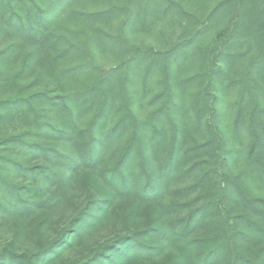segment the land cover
<instances>
[{"label":"trees","instance_id":"obj_1","mask_svg":"<svg viewBox=\"0 0 264 264\" xmlns=\"http://www.w3.org/2000/svg\"><path fill=\"white\" fill-rule=\"evenodd\" d=\"M0 14L23 36L49 45L62 87L56 97L48 91L0 97V123L31 110L37 128L28 133L39 136L47 123L35 102L58 98L65 125L55 131L74 137L72 152H52L53 166L14 161L22 182L0 172L12 199L1 198L0 210L21 216L55 209L69 197V175H76L74 185L82 183L81 170L96 171L112 192L89 202L49 241L23 249L6 243L0 264H264V200L227 174V141L218 122V90L236 89L232 139L243 138L247 123L251 143L243 163L250 186L264 191V0H0ZM173 18L185 23V34L168 46L130 42L134 24L147 28ZM205 37L203 49L198 44ZM101 48L118 53L120 62L103 67L95 54ZM188 59L197 69L173 81L172 65ZM141 63L145 81L154 68L161 71L144 118L130 89ZM116 82L117 94L110 87ZM84 113L89 118L79 128ZM26 139L0 133V171ZM235 196L254 212L235 211ZM112 225L117 229L108 238Z\"/></svg>","mask_w":264,"mask_h":264},{"label":"rangeland","instance_id":"obj_2","mask_svg":"<svg viewBox=\"0 0 264 264\" xmlns=\"http://www.w3.org/2000/svg\"><path fill=\"white\" fill-rule=\"evenodd\" d=\"M184 24V22H179L174 18L165 21L159 20L157 23L152 22L147 28H140L134 24L129 28L130 36L128 37L131 43L161 49L185 34ZM209 41L210 37H205L198 45L206 49ZM245 49L242 48L239 51L242 53ZM95 51L98 61L106 69L114 67L120 62L118 53L109 52L103 48L96 49ZM53 58V51L47 43H36L28 36H23L20 31L18 32L17 29L4 22L0 14V85H3L0 88V97L17 95L20 91L22 95H31L34 92L41 91H48L55 97L61 94L62 87L52 72ZM196 63L194 60L189 59L175 62L171 70L173 81L177 82L178 79L185 77L189 72L196 70L198 67V63ZM145 72V63L134 66L130 81L131 93L135 96L134 108L140 118L146 117L152 109L154 104L151 98L159 89L161 77L159 67L154 68L150 72L149 78L146 81L144 79ZM226 73H230V76L235 74L231 66L226 70ZM110 87L112 93L117 94V82L112 83ZM218 94L220 113L218 122L226 138V150L227 154H229L228 165L225 170L229 176L235 177L248 187L251 197L264 200V191L255 186H250L248 182L249 171L243 163L251 143V133L245 128L248 126L247 123L242 122V125L245 126L243 127V138L236 141L232 139L233 127L236 123L235 100L237 98V90H218ZM35 105L38 108L37 110L41 112L42 121L47 123L39 136L28 133L31 128H37L32 122L34 112L31 110L23 108L9 120L6 119V121L4 120L5 122L0 123V133H24L27 137V144L20 145L15 153L12 152V155H10L11 159L5 162L8 167H5L3 172L0 171L3 173L2 176L5 175L9 181L22 182L25 179L14 161L22 162L23 164L44 163L53 166L55 165V158L52 155L53 151L72 152L73 150L74 137L70 135L61 137L55 131V128H61L65 125L64 118L59 112L61 105L58 98L50 100L48 97H42L37 99ZM88 118L89 113L80 115L77 120L78 127H84ZM113 118L111 117L109 120H113ZM191 140L189 143H192ZM38 143L44 144L46 149H40ZM116 153V150L112 152L110 161L114 159ZM198 170H194L193 175ZM80 174L83 178L80 185L77 183L74 185L76 175H69L71 177L69 181V197L55 209L45 212L33 211L28 215L21 216L8 215L0 210V248L10 241L14 242L19 249L35 247L41 238L49 241L56 237L74 216L83 212L89 202L112 196V192L104 186L96 171L81 170ZM71 185L76 187L72 189ZM57 186L53 188H57ZM1 198L7 201L11 199L10 192L0 182ZM260 202V205L264 204L263 201ZM115 203H117V207H122V201L116 200ZM231 204L235 211L254 212L250 206V202L243 200L241 197H233ZM116 229L117 227L112 225V227L106 228V233L104 234H108L107 237L111 238L114 236ZM98 234H95L96 240L100 236ZM81 249L87 250L84 247Z\"/></svg>","mask_w":264,"mask_h":264}]
</instances>
